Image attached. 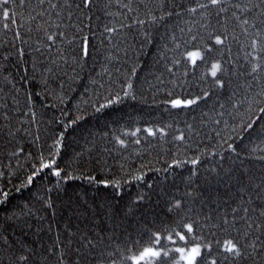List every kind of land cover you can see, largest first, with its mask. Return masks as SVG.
I'll return each mask as SVG.
<instances>
[{"label":"trees","instance_id":"1","mask_svg":"<svg viewBox=\"0 0 264 264\" xmlns=\"http://www.w3.org/2000/svg\"><path fill=\"white\" fill-rule=\"evenodd\" d=\"M206 2L93 0L87 8L82 0L0 4L16 13L15 23L0 16V190L10 193L0 203V264H130L125 258L137 242L144 245L151 233L166 236L188 223L213 245L206 260L264 264V124L255 126L264 108V67L252 73L257 61L245 59L251 39H259L255 33L264 35V16L251 5L245 12L235 7L248 0H225V13L189 11ZM233 12L248 20L250 35ZM210 32L228 39L193 67L184 53L203 47L201 38ZM52 33L55 43L46 39ZM216 61L223 64L218 74L223 87L207 74ZM205 80L211 82L207 90ZM129 83L136 99L124 96ZM117 95L120 102L96 111ZM177 97L201 99L173 109L166 101ZM149 127H163L165 135L148 136L143 129ZM137 128L136 137L122 135ZM181 134L184 140L177 141ZM116 136L126 146L117 144ZM57 139L54 168L61 177L44 169L22 187L41 157L47 161L56 153ZM176 168H187V179L169 172ZM180 200L185 209L176 207ZM226 238L239 241L241 257L224 260L215 245ZM175 246L183 242L170 245ZM177 260L174 254L168 264Z\"/></svg>","mask_w":264,"mask_h":264},{"label":"snow or ice","instance_id":"2","mask_svg":"<svg viewBox=\"0 0 264 264\" xmlns=\"http://www.w3.org/2000/svg\"><path fill=\"white\" fill-rule=\"evenodd\" d=\"M41 4L44 3V0H39ZM225 0H207L206 3H198L195 8L189 9L190 12H197V10H201L202 12H206L210 8H218L219 12L225 13L227 12V8L224 6ZM19 3L23 5L25 3V0H19ZM65 3H67V0H65ZM83 6L85 8L89 7L93 0H82ZM0 4L7 5L8 0H0ZM249 5H251L252 8H260L262 11L260 12L261 16H264V0H258V3H252V0H248V3L245 4L243 7H241L240 4H236L235 7L240 9L241 12L250 11ZM52 8H56L57 5H51ZM44 13H40L42 16ZM0 16H2L4 21H11L12 23L16 22V13L10 12L7 7L0 8ZM233 17L236 20L240 21V26L243 28L246 35H250L248 32V29L252 27L249 25V22L247 19L241 20V18L233 12ZM31 20H35V17H30ZM155 19V17H153ZM140 23H143V21H140ZM261 24H264V20H261ZM9 24L4 23V28H8ZM40 27H43L41 25ZM106 32H113V28H105ZM17 37L20 36V33L16 34ZM59 35H64L63 33H60ZM57 36V33H52L50 35H46V39L48 41H51L55 43V37ZM255 37L252 38L250 47L252 51L248 52L245 56V59H249L251 57L253 60H256L257 63L252 64V73H257L262 67H264V59L260 57V53H264V35H262L261 31H257L255 33ZM193 40H196L197 37H193ZM203 47H195V50L187 51L184 53V60L187 63H190L193 67H198L200 63L206 62L207 54L212 52L216 46H223L225 42L227 41L228 37L225 34L217 35L215 33H208L206 38H201ZM26 43V42H25ZM180 45H177V48H179ZM89 50V44H88V38L85 37L83 41V54L86 56L88 55ZM181 61L176 60L174 63L179 64ZM224 71L223 64L220 61H216L214 63H211L210 68L207 69V74L210 75L215 80V84L217 86L223 87V82L219 78V73H222ZM133 75H135V69H133ZM133 85L131 83L128 84L127 90L124 91V96H132V99H136L135 95L132 94ZM173 94L169 93V97H171ZM205 96L208 95L207 92L204 93ZM201 97H197L195 99H184L181 97L177 98H170L168 101H166L167 104L171 106L173 109H180V108H187L191 105L197 104L198 100H200ZM122 100V97L119 95L116 96L115 99H108L106 104H101L99 108L96 109L97 112L101 111L103 108L108 107L109 105H112L114 103H118ZM260 112L264 114V108L260 109ZM83 119V117L78 116L77 120ZM76 121H72L71 123H75ZM65 127H70V125H65ZM170 127V126H169ZM253 125L249 124L248 128H252ZM143 131L151 137H155L158 134L160 136L165 135V128H145ZM141 132V129L137 128L134 131H124L122 135L124 137H136L137 134ZM61 137L64 135L63 133L60 134ZM177 141H183L184 135H178L175 137ZM116 143L119 144L121 147L126 146L125 139H122L120 136L115 137ZM135 143L139 144L140 140L137 139ZM59 146H60V140L57 139L53 145V147L56 148V153L54 155H50L45 161L44 157H41V163L38 168H36L31 175L28 176L27 182L25 185H22V187H25L27 185H31L34 181V179L40 174L41 171L44 169H52V174L56 177H61V171L54 168V165L56 164V156L59 154ZM229 149H232V145H227ZM191 164L196 165L198 163L197 159H193L190 161ZM71 178V177H69ZM134 179H142V177H135ZM89 180H94L93 177H89ZM101 183H105L101 181ZM20 189H17L19 191ZM10 196V193L8 191L0 190V203H5ZM176 207H180V202H177ZM235 211V210H233ZM247 212L248 210L245 209ZM260 216L264 217V211L260 213ZM229 221L225 219L223 221V225H228ZM252 225L249 224L248 228H251ZM259 227V225H257ZM245 237L249 235L248 231H245L243 233ZM259 239V238H257ZM194 241H197L193 244ZM180 242H183V246H175L170 247V245H178ZM91 243V242H89ZM264 243V242H262ZM189 244H193L192 247H188ZM256 244V241H253L252 245H249V247H254ZM215 247L217 249H222V253L224 255V260L228 261L232 257H241L243 255L242 247L238 240L234 238H226L222 242L216 241ZM212 248L213 245L204 243L203 240H201L199 237L195 235V228L192 223L177 225V228L168 230V234L165 236L162 234V232H156L151 233L149 235V239L144 242V245H141L140 242H137L134 245L133 254L130 256H127L125 259L130 262V264H168V261L172 258L174 254H179V260L176 261V264H219L218 258L213 257L210 261L206 260V257L212 255ZM220 253H217V256H219ZM21 260H24V257H20Z\"/></svg>","mask_w":264,"mask_h":264},{"label":"bare ground","instance_id":"3","mask_svg":"<svg viewBox=\"0 0 264 264\" xmlns=\"http://www.w3.org/2000/svg\"><path fill=\"white\" fill-rule=\"evenodd\" d=\"M84 35H82V37H83ZM81 39V38H80ZM84 39H81V41H83ZM247 43V42H246ZM247 47V45H244V46H242V48L243 49H245ZM211 85V82H208V81H204V85H203V87H205L204 89H208L209 88V86ZM211 89H212V86H211ZM256 124L257 125H255V126H257V127H259V128H261L262 127V124H264V117H263V114L260 112L259 113V116L257 117V120H256ZM225 128V127H224ZM262 129V128H261ZM169 172H172V173H176L177 175H176V177H177V179H180V178H183V179H187V174H190L189 172H188V170H187V168H176V169H174V170H170ZM203 174H201L200 176H196L195 177V179L196 180H201L202 178H203ZM182 179V180H183ZM61 185V184H60ZM62 186V188L64 187V185H61ZM137 190H139L140 189V187L138 186L137 188H136ZM195 200L197 201L198 200V198L197 197H195ZM180 205H183L182 206V208L183 209H185V204L183 203V201L181 202V200H180ZM187 207V206H186Z\"/></svg>","mask_w":264,"mask_h":264},{"label":"rangeland","instance_id":"4","mask_svg":"<svg viewBox=\"0 0 264 264\" xmlns=\"http://www.w3.org/2000/svg\"><path fill=\"white\" fill-rule=\"evenodd\" d=\"M193 246V245H192ZM192 246H190V247H192Z\"/></svg>","mask_w":264,"mask_h":264}]
</instances>
